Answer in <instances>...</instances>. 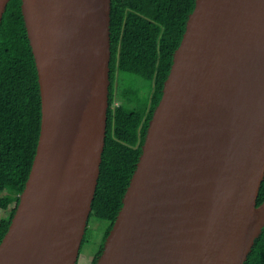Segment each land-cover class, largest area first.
Returning a JSON list of instances; mask_svg holds the SVG:
<instances>
[{"label":"water","instance_id":"95a60500","mask_svg":"<svg viewBox=\"0 0 264 264\" xmlns=\"http://www.w3.org/2000/svg\"><path fill=\"white\" fill-rule=\"evenodd\" d=\"M21 10L42 114L0 264H78L106 144L112 0ZM263 180L264 0H196L95 264H245Z\"/></svg>","mask_w":264,"mask_h":264},{"label":"trees","instance_id":"16d2710c","mask_svg":"<svg viewBox=\"0 0 264 264\" xmlns=\"http://www.w3.org/2000/svg\"><path fill=\"white\" fill-rule=\"evenodd\" d=\"M195 1L112 0L110 106L101 172L90 215L109 225L90 264H95L102 253L123 205L149 121L162 97L173 54L182 41ZM21 3L22 0L9 1L0 25V243L33 164L42 114L38 74ZM128 79L132 80L126 84ZM117 90L122 102L115 105ZM33 120L38 122L34 146ZM262 201L264 180L258 205ZM85 240L86 234L82 246ZM245 264H264V228Z\"/></svg>","mask_w":264,"mask_h":264},{"label":"rangeland","instance_id":"374dc122","mask_svg":"<svg viewBox=\"0 0 264 264\" xmlns=\"http://www.w3.org/2000/svg\"><path fill=\"white\" fill-rule=\"evenodd\" d=\"M130 78V76H129ZM132 79L126 80V84L130 82ZM117 87H118V83ZM117 97L115 100V105L122 102V97H120L118 90L116 91ZM33 132H34V139H33V146L36 141V137L38 135V122L33 120ZM3 214V210L0 209V217ZM109 225V222L100 220L96 217H91L88 222L87 230H86V240L81 247L80 254L78 257V264H90L93 257L100 249V245L103 242L104 233Z\"/></svg>","mask_w":264,"mask_h":264}]
</instances>
